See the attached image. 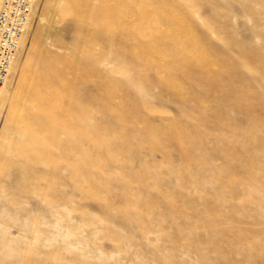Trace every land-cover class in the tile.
<instances>
[{
  "label": "rangeland",
  "instance_id": "obj_1",
  "mask_svg": "<svg viewBox=\"0 0 264 264\" xmlns=\"http://www.w3.org/2000/svg\"><path fill=\"white\" fill-rule=\"evenodd\" d=\"M35 11L44 20L32 18L2 87L0 264H264V0H39ZM186 26L198 43L183 39L181 51L208 57L192 78L164 35ZM158 46L164 58L151 68ZM52 66L76 83L78 118L116 138L114 155L63 115L73 144L41 128L28 152H12L8 138L27 139L9 118L16 100L29 102L22 80ZM110 103L132 107L130 128ZM150 130L160 144L142 138Z\"/></svg>",
  "mask_w": 264,
  "mask_h": 264
},
{
  "label": "bare ground",
  "instance_id": "obj_2",
  "mask_svg": "<svg viewBox=\"0 0 264 264\" xmlns=\"http://www.w3.org/2000/svg\"><path fill=\"white\" fill-rule=\"evenodd\" d=\"M35 1L36 2L32 8L31 17L28 20L26 30L21 38L19 47L13 56V60L10 69L8 71V75L0 89V112L2 111V108L4 106L3 101L6 95L2 87L4 86L8 77L10 76L13 66H15V62H17V58L19 57V51L24 46L23 45L24 38L27 37L26 34H28V31L32 25L31 24L32 18L36 16L38 18V21L44 20L43 14L35 11L37 9L39 0H35ZM159 4L161 7H165V5H167L165 3L162 4L161 2ZM178 20L180 21L182 19L180 18ZM156 23H158V20L156 21ZM170 25L172 26L173 24ZM177 29L179 30L175 31V33H173L171 30H166V33L164 35L169 38V40L174 46V48L171 51V55L177 59H181L180 63L177 65V68L185 72V74L187 73L191 77V74L189 72L190 67L192 66L205 67L208 63V57H206L203 53L195 54L196 51L194 50L192 51V53L184 54L180 49V45L183 39L188 41V43L192 47H194V45H196L198 41L196 36L190 29V27L186 26L185 29H183V27H177ZM150 32L152 36L155 37H158V35L160 34L157 28L152 29V31ZM163 58L164 56L162 54V51L158 46L155 48L154 52L148 58L149 64L148 63L147 64L149 67L153 68L150 62H155ZM159 76L160 79L163 80V82L169 84L171 87H174L177 90H180L183 87L182 84L175 81L173 77L170 75V73L167 71L160 70ZM54 80L58 82L56 84H53ZM189 80L190 79H188V81ZM75 84L76 83H74L73 81H65L63 78H61V71L58 67L55 66L51 67L50 75L48 77L38 76V79L34 82L31 76L23 78L21 90L24 92L25 96L29 98V102L25 104L23 102H19L18 100H16L12 108L10 109L9 118L11 124H16V125H18V123L23 124L22 126L24 127L27 133V139L11 140L8 138L9 147L14 154L26 153L29 151L28 144L30 142L40 141L39 140L40 135L37 132V130L41 128L43 130H51L52 128H59L62 131H64L65 134L67 135L66 143L73 144L74 142L72 138L73 136L71 137V133L65 131V124L62 122V115H63L71 120L72 128L74 129L78 128L82 130L81 132L84 133L85 137L88 139L87 141L92 143L97 148V150L106 151L110 156L114 155L115 151L117 150H115V146L112 144V142L115 141L116 143V138L111 135H110V139L107 136L101 137L100 135L97 134L96 130L94 129L95 125H92L90 121L84 123L78 118V116H82L85 113L84 111L82 112V107L73 98V91ZM112 87L114 89H118L119 85L116 83ZM114 89L110 90V92L107 93L109 99L113 97ZM66 98L69 99V103L67 104L64 103V100ZM30 99L32 101H30ZM239 103L244 107L250 106V103L248 102V99L244 91H242V97ZM131 108L132 107L128 105L127 108L122 111L115 108L113 105H111V103L108 106V109L112 112L114 119L126 124L128 128L132 126L131 123L128 121V112ZM30 111H37L45 114L47 117V121L46 122L36 121L29 114ZM209 118L211 121L215 123H219V119L216 116V114L210 116ZM121 138L124 139V135ZM142 138L150 140L152 143L155 144H160V142H162L161 137H159L158 131L149 132L143 135ZM242 141H243V137H242ZM171 142L175 146L180 147L183 145V138L179 135L174 137V139L171 140ZM117 144H118L117 147L121 148L122 144L119 143ZM226 156L230 164L237 157L232 154H227ZM184 158L188 159L189 154L184 153ZM3 166H4V162L1 160L0 172H2Z\"/></svg>",
  "mask_w": 264,
  "mask_h": 264
},
{
  "label": "built area",
  "instance_id": "obj_3",
  "mask_svg": "<svg viewBox=\"0 0 264 264\" xmlns=\"http://www.w3.org/2000/svg\"><path fill=\"white\" fill-rule=\"evenodd\" d=\"M35 0H0V89L26 30Z\"/></svg>",
  "mask_w": 264,
  "mask_h": 264
}]
</instances>
